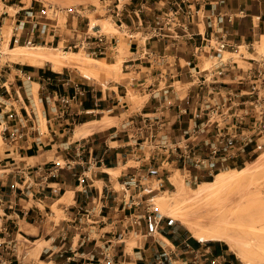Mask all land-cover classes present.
Wrapping results in <instances>:
<instances>
[{
	"label": "crops",
	"instance_id": "obj_1",
	"mask_svg": "<svg viewBox=\"0 0 264 264\" xmlns=\"http://www.w3.org/2000/svg\"><path fill=\"white\" fill-rule=\"evenodd\" d=\"M175 1L97 0L68 8L43 0H0V226L10 232L13 264H98L89 262V256L114 241L134 212L121 198L128 173L148 160L158 164L148 168L161 180L155 171L164 159L148 141L150 134L170 128L180 138L192 125L191 113L179 114L181 108L190 111L193 102L195 88L187 71L212 61L201 54L196 63L193 47L216 33L238 47L264 35V0H211L193 13L187 32L177 28L178 36L165 33L144 42L140 30L153 25ZM50 6L60 11L53 13ZM115 8L139 38L123 49V78L110 91L76 82L44 64L2 58L4 47L20 43L66 46L87 28L102 29L100 22H90L94 12L97 21L113 23ZM239 10L243 13L227 21L226 14ZM143 49L162 62L147 58ZM121 87L124 95L118 93ZM62 99L67 100L63 112ZM19 130L24 135L12 140ZM39 164L45 171L56 166L57 175L41 179L33 172ZM24 170L31 172L29 177ZM38 235L43 240L38 260L27 254L20 258L18 244L37 241ZM3 236L0 232V242ZM132 236L135 242L129 246ZM221 241L199 240L172 218L147 213L125 233L124 243L115 245L114 261L154 264L161 259L170 264L171 258L192 264L196 251L203 264H246Z\"/></svg>",
	"mask_w": 264,
	"mask_h": 264
},
{
	"label": "rangeland",
	"instance_id": "obj_2",
	"mask_svg": "<svg viewBox=\"0 0 264 264\" xmlns=\"http://www.w3.org/2000/svg\"><path fill=\"white\" fill-rule=\"evenodd\" d=\"M43 1L68 8L75 6L80 2L97 3V0ZM90 8H92V5ZM96 14L97 12H94L89 15L91 24L100 22L104 32L109 34L116 32L113 23H110L108 19L97 21L95 18ZM62 18L63 16L58 17L59 22H61ZM20 46L23 47L22 50L19 48ZM16 47L19 49L16 50ZM125 47L126 44L122 39L118 55L115 57L114 61L113 58L104 59L100 57H91L83 52H78L77 50L71 51L62 44L58 46L57 44H53L51 46L49 43L45 44L43 41H37L35 43H20L15 44L14 46L10 45V49L5 47L6 49H2L5 53L2 55V58L12 62V60H16L13 54L19 52V50L23 52L44 53L48 58L51 57L50 59L59 60L60 62L59 65L54 67L51 62L45 60L40 63L44 64L45 67H50L53 70L67 73L68 76L73 80H76V82H89L92 86L110 91L112 90L111 87L113 85L122 81L123 77L120 64L124 56L122 51ZM11 49H14L15 51ZM230 50L232 53H222L223 59L230 58L231 63L227 62L225 69L221 70L220 73H214V76L207 80V84L212 91L208 93V96L205 95L206 101L202 102L201 99L197 100V103H203V106L207 105V103L210 104L214 107L215 111L213 113L209 112L208 115L204 113L206 111H202V116L197 119V123L206 121L208 117L210 118L209 122L219 121V133L223 135L225 131L228 130L225 129L224 126L230 124L231 116L238 119L240 116H244L243 119L245 122L242 127L246 134L252 133L254 138L252 143H250V146L245 148L244 151H235L234 147H237L239 144L238 141H234L233 146H230L229 148L228 157L220 160L219 163L214 166L206 167L207 169H210V171H206L205 174H203L204 167L200 166L199 168L194 166L190 161L183 162L177 159L173 154H169L165 148L160 146L158 149V155L164 160L163 163L159 162L161 168L155 171V173H159L157 178L161 180L157 181L154 176H150V179L143 183L145 185V190L140 188L126 192H124V190L121 191L126 193V199L128 198L129 202L131 200V197L129 196L131 195H135L138 200H141L140 205L136 209H131L132 207L130 208L132 212L133 210L134 212H144L145 206L148 205V213L166 216L161 212V208H165L166 210L169 207L175 206L177 208L179 207V212L180 214L182 213L181 215L185 220L189 223L193 222L194 225L196 224L194 226L191 223L194 228L208 231L213 223L215 225L216 223L218 225H225L228 231H230V234H232L233 230V237L235 239L241 242L244 240V242H247L249 240V242L253 243L252 252L250 254L252 256L253 253L254 258H259L261 254L258 244H261L258 242H261L262 245L264 244V129L261 132H259L257 128L254 130L253 125L255 124L253 123V116L255 111L252 108V105H250V101L254 99V95L247 93L249 82L242 78V76H244L246 70L250 66L254 67L260 62H264V35H257L249 44ZM66 54L72 58L71 61L64 59ZM216 62L217 60L215 59L207 61L203 66H208L210 69L212 66H215L213 64H216ZM30 64L36 65L38 63ZM212 80L216 81L212 82ZM207 90L208 88L205 87L200 92L201 94H207ZM118 93L124 95L122 87L121 89L118 88ZM119 100H123V98L120 97ZM121 102L124 103V101ZM102 120H107V116L105 115ZM100 122L102 121L97 122V124ZM42 124L44 126L43 120ZM214 124L215 123H213V125ZM213 125L209 127L210 137H215L214 132L216 128H214ZM192 127L193 124L190 128ZM185 129H187V127ZM228 131L229 133H227L226 136L231 135L233 132L232 129H229ZM177 135L179 134L171 131L170 128H163L161 133L158 136L156 135L155 138L167 139L169 142H177L183 146L186 141L182 140L181 137L176 138ZM156 139L151 141L155 143ZM188 141H193L195 144V139L190 138ZM201 152L204 156L208 155L207 150L204 148L201 149ZM154 166L157 168L158 164L155 163ZM154 166L153 163L149 164V161L146 160L143 162V166L139 163L136 167H133V170L128 174L135 172L136 168L145 171L146 169H149L148 167L152 168ZM241 168L244 169L243 172L238 173L237 170ZM151 172H153V169H150V173ZM217 173H223L225 177L229 175V182L225 181L220 184L217 182L216 184L206 186V194H198L195 192L196 188L201 185V182L214 181L216 178L214 176H216ZM195 174L196 177L194 176ZM232 176H236L237 180L235 177L230 179ZM168 217L179 222L181 226L190 233L187 225L180 222V218ZM35 238H39V240H31L27 243L20 242L18 244L20 258L27 254L32 260H38L35 256L37 255L39 248L43 246V240L39 235ZM250 239L252 241H250ZM134 242L135 239L133 236L127 241L129 246L133 245ZM244 248L245 246H241L242 252H246ZM13 252L14 251L12 250V253ZM11 258H14V254L11 255ZM25 264L34 263H31L28 260L25 261ZM35 264H44V262H36ZM260 264H264V262Z\"/></svg>",
	"mask_w": 264,
	"mask_h": 264
},
{
	"label": "built area",
	"instance_id": "obj_3",
	"mask_svg": "<svg viewBox=\"0 0 264 264\" xmlns=\"http://www.w3.org/2000/svg\"><path fill=\"white\" fill-rule=\"evenodd\" d=\"M208 1L211 0L175 1L174 6L168 10H164L156 18V22L153 25L147 27L144 30H140V38L145 42L152 38L160 39L165 33L178 36L177 28L187 32L189 19L193 16V13ZM50 9L53 11V13L60 11L59 8L54 6H50ZM237 13L241 14L243 13V10H239L236 13L226 14L227 21H232ZM112 16L115 17L113 24L116 30V32L113 34L104 32L100 27L87 28L85 31L76 36L73 42L64 47L71 51L77 50L78 52H83L87 56L91 57H100L104 59L114 58L118 55L122 39L127 45L138 36H136V33L131 30L120 18V10L118 8H115V10L112 11ZM235 48L237 49L238 46L230 44L226 39V35L219 33L202 38L201 42L193 47V56L196 63H198L199 56L201 54H204L210 60L215 59L217 62L216 64H213L215 66H212L210 69L208 66L201 65L187 71L188 78L195 89L192 95L193 102L189 107L190 111H188L186 108H181L179 111L180 115L191 113L193 127H188L185 129L183 135L181 136L182 140L186 141V143L181 146V144L177 142H169L167 139H156V134L152 133L148 138L149 141L156 139L154 143V149L158 150L161 146L162 148H165L169 154H173L177 157V159L183 162L190 161L194 166L199 168L200 166L204 167L203 174H205L206 171H210V169H207L206 167L214 166L219 163L220 160L228 157L229 148L230 146H233L234 141H238L239 144L237 147H234L235 151H244L245 148L249 147L250 143H252L254 140L253 134H246L244 128L242 127L245 122L243 119L244 116H240L239 119L231 116L230 124L224 126L225 129H232L233 132L229 136H226V134L229 133L228 130H226L223 135L219 133V121L209 122L210 118L208 117L206 121L197 123V119L201 118L202 116V111H206L204 112L206 115H208L209 112L213 113L215 111L214 107H212L207 102V105L203 106V103L198 104L197 100L201 99L202 102L206 101L205 95L208 96V93L212 91L207 84V80L212 78L214 73H220L221 70L225 69L227 62L231 63L230 58L223 59L222 52L232 53L230 49ZM143 53L152 61L162 62V58L158 55L150 53L145 49H143ZM177 72L180 74L181 69L177 70ZM242 78L249 82V89L247 93L254 95V99L250 101V105H252V108L255 111L253 116V123L255 124L253 125L254 130L257 128V130L261 132L264 129V62H260L254 67L250 66ZM214 81L216 80H212V82ZM205 87L208 88L207 94H201L200 91ZM80 91L81 89L77 88V93ZM70 98H75V95L71 96ZM61 104L63 107L61 112H63L64 108L67 106V100L62 99ZM69 122L73 124V118H69ZM213 123L215 124L213 125ZM211 125L216 128L214 132L215 137L209 136V127H211ZM23 135L24 132L19 130L16 131L11 136V138L12 140H16L21 138ZM190 138L195 139V144L193 141H188ZM203 148L207 150V156H204V154L201 152V149ZM33 172L40 174L41 179H46L48 176L55 177L57 175V167L53 166L48 171H45L44 165L39 164L33 168ZM23 174L26 177H29L31 172L24 170ZM150 176V169L141 171L136 168L135 172L131 173L128 178L122 182V190H124V192L140 188L145 190V185L143 183H145L144 181H148ZM194 176L196 177V174ZM29 191V188H24L25 193H28ZM124 192H122V198L127 200L125 203L136 209L140 205L141 200H138L135 195H131L129 196L131 197L129 202L128 198L125 199L126 193ZM148 212V205L145 206L144 212H133V214L129 216V221L123 228V231L119 233L117 238L112 242H106L100 246L98 250L89 256L88 261L98 264H115V245L119 242L124 243L125 233H127L132 227L138 225L141 219H143ZM0 232L4 234V240L0 242V244H4V247L0 249V264H13V260L11 258V255H13V248L11 246L10 232L3 226H0ZM169 261L170 264H177L176 260L174 259L169 258ZM190 261L192 264H203L200 254L196 251L192 253V258ZM161 263L162 260L158 259L154 264Z\"/></svg>",
	"mask_w": 264,
	"mask_h": 264
},
{
	"label": "bare ground",
	"instance_id": "obj_4",
	"mask_svg": "<svg viewBox=\"0 0 264 264\" xmlns=\"http://www.w3.org/2000/svg\"><path fill=\"white\" fill-rule=\"evenodd\" d=\"M37 47H39V46H37ZM19 48H21V50H22L23 47L20 46ZM19 48H17L16 50H18ZM11 50L15 51L14 49H11ZM2 52H3V50H2ZM43 54H41V53H32V52H23V51L19 50V52H17V53L15 52L13 54V56H14V58L16 60L27 61L29 63H38V64H40V63H42V62H44L46 60V61L51 62L54 67L60 64L59 60L50 59L51 57L48 58L45 54L44 55ZM66 56H69V55L66 54ZM66 56L64 57L65 60H67V61H71L72 60V58L70 56L69 57H66ZM61 64H62V61H61ZM243 170L244 169L241 168V169L237 170V172L238 173H242ZM223 173H220V174L217 173L216 176H214V177H216L214 181L212 180V181H203V182H201V185H199V187L196 188L195 192H197L198 194H206V186H208V185L210 186V185L216 184L217 182L219 184L221 182H225V181L229 182V178H228L229 175L227 177H225V175ZM234 177L236 178V176H234ZM234 177L232 176V178H230V179H233ZM236 180H237V178H236ZM236 180H234V181H236ZM161 212H163L166 216H171L173 218H176V217L180 218L181 219L180 222L185 223L187 225L188 230L190 231L192 236L197 238V239H199V240H222V241L226 242L228 244L229 248L236 254V256L239 258V260L242 261L243 263H246V264H255V263L256 264H260V263L264 262V244L262 245L261 242H258V243L261 244V245L258 244V247L260 248V254L261 255L259 256V258H254L253 257V253H252V256L250 254L252 252L253 243L249 242V240L247 242H244L245 240L241 242V241L235 239L233 237L234 236L233 235L234 234L233 230H232V234H230V231H228V229H227V227L225 225H218L217 223L215 225L213 223L214 225L211 224V228L209 229L210 230L209 231L208 228H207L208 227L207 226L208 224H207L206 225L207 227L206 226L205 227L207 228L208 231H204L203 229L201 230V229L194 228L192 226V225H194L193 222H191L192 223V225H191V223H189L187 220H185V218L181 215L182 213L180 214V212H179V207L178 208L175 207V206L174 207H169L166 210H165V208H163V209L161 208ZM183 213H185V212H183ZM219 223H221V222H219ZM235 237H236V235H235ZM250 241H252V240L250 239ZM254 241H255V239H254ZM241 246H245L244 249H245L246 252H244V251L242 252L241 251ZM254 246H257V245H254Z\"/></svg>",
	"mask_w": 264,
	"mask_h": 264
}]
</instances>
